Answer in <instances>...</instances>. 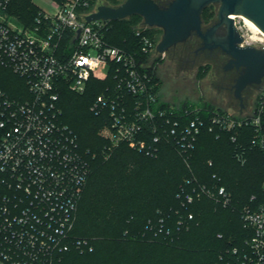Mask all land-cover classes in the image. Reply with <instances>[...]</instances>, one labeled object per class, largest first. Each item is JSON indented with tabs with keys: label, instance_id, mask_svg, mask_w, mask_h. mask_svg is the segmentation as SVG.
Here are the masks:
<instances>
[{
	"label": "built area",
	"instance_id": "1",
	"mask_svg": "<svg viewBox=\"0 0 264 264\" xmlns=\"http://www.w3.org/2000/svg\"><path fill=\"white\" fill-rule=\"evenodd\" d=\"M49 1L53 10L36 5L33 17L23 21L14 13L18 0H0V64L21 79L16 93L0 86V264H55L73 248L93 249L74 229L97 153L84 150L75 129L62 120L66 87L83 94L94 77L115 73L116 83L91 105L96 114L110 113L111 123L100 131L108 142L105 157L121 143L156 157L161 142L168 141L187 160L206 127L231 132L236 141L239 128L252 126L253 145L264 151V79L255 105H245L239 114L216 109L205 115L200 106L179 114L174 105L162 107L152 71L138 56V51L158 52L159 42L143 31L151 26H136L139 50H128L107 40L112 20H87L111 0ZM241 33L243 45L264 48V34ZM186 183L179 194L183 203L202 196L224 206L233 203L232 193L218 181L207 185L190 178ZM241 216L253 230L242 264H264V200L243 207Z\"/></svg>",
	"mask_w": 264,
	"mask_h": 264
},
{
	"label": "trees",
	"instance_id": "2",
	"mask_svg": "<svg viewBox=\"0 0 264 264\" xmlns=\"http://www.w3.org/2000/svg\"><path fill=\"white\" fill-rule=\"evenodd\" d=\"M18 1L14 13L19 19L29 21L37 12L36 5L32 0ZM156 1L165 5L170 0ZM110 3L118 5L120 2L111 0ZM139 24H144V19L138 14L112 20L106 38L114 45L138 51L140 38L136 34V26ZM143 31L157 42L163 34V30L156 26L146 27ZM138 56L140 60H146L150 55L138 51ZM153 77L158 89L159 78L155 74ZM20 81L11 69L0 64L1 87L11 94L16 93ZM115 83V73L111 71L105 79L94 77L85 93L78 94L66 87L61 97L62 120L75 129L84 150L97 153L92 160L91 176L96 164L105 161L102 151L108 142L100 135V130L111 123L109 112L96 114L91 105L98 94ZM159 99L162 107L171 105L162 99L160 93ZM190 106L202 107L205 115L216 109L224 111L220 107L196 103L175 106V109L181 114ZM80 118H84V122ZM235 133L237 140L233 141L231 132L204 128L187 159L190 167L185 162V155L171 142L162 141L156 157L121 143L112 155L127 149L152 161L173 156L175 163L181 161L184 174L175 183L168 198L156 203L152 199L161 196L162 190L158 189L162 185L160 182L155 178L153 182H146L149 185L146 188L148 194L142 195L143 189L137 177L140 170L132 168V182L124 170L118 171L112 188L92 195L87 207L80 210L90 176L79 205L74 234L88 240L87 245H92L93 249L82 252L79 247L73 248L55 264H242L244 255L251 250L247 240L253 235V230L244 225L241 210L246 205L255 206L264 200V151L253 145L255 133L252 126L239 128ZM238 152L243 159L239 158ZM226 159L231 162V168L227 167ZM123 167L127 169L128 163ZM190 178H196L201 184L212 185L218 181L225 185L232 193V205L224 206L208 196L183 203L179 194ZM253 195L256 198L252 200ZM148 196L151 201L145 206H132V203ZM190 213L193 219L188 218ZM181 220L184 224L180 223Z\"/></svg>",
	"mask_w": 264,
	"mask_h": 264
},
{
	"label": "rangeland",
	"instance_id": "3",
	"mask_svg": "<svg viewBox=\"0 0 264 264\" xmlns=\"http://www.w3.org/2000/svg\"><path fill=\"white\" fill-rule=\"evenodd\" d=\"M123 1L124 0H119L120 3ZM32 2L38 7L46 10H53L54 8L53 3L49 0H32ZM218 9L219 2L207 6L203 14L204 27L209 26L212 21L217 19ZM235 22L239 30L244 33L247 32L251 34L255 31L246 24L242 16L237 17ZM186 51L185 44H179L177 49L168 50L164 53L156 52L148 56L146 60L144 58L142 60L143 65L159 78L158 92L162 99L174 106L181 107L185 104L189 105L196 103L208 107H220L229 112L239 114L241 111L240 102L234 96L233 90L228 87L227 82L222 81V68L204 54L200 55L196 62H193L192 59H188ZM193 57L194 55H191V58ZM107 69L108 68L104 65L101 66L102 71H107ZM244 96V104L247 108L255 105L257 92L247 89L244 90ZM80 119L84 122V118ZM111 155L108 157L104 156L105 161H100L96 164L95 170L89 180V186H87L80 210L81 208L84 209L87 207V203L92 195L112 188L111 184L118 171L124 170L129 176V181L132 182V168L139 169L140 173H137V177L139 186L143 189L142 195L148 194L146 188L149 187V185L147 186L146 182H153V178H155L157 182H160L162 185H160L158 189L162 190L161 196L159 195L155 200L152 199L156 203L168 198L175 183L180 179L181 175L184 174L181 161L180 163H175L172 161L173 156L152 161L145 157H140V155L132 153L127 149H123L119 153L112 155V157ZM185 162L187 166L190 167L186 159ZM227 162V167L231 168V162L229 160H227ZM125 163H128L127 169L123 167ZM153 196L155 195L153 194ZM148 201H151L149 196L142 200H137L132 203V206H145Z\"/></svg>",
	"mask_w": 264,
	"mask_h": 264
},
{
	"label": "water",
	"instance_id": "4",
	"mask_svg": "<svg viewBox=\"0 0 264 264\" xmlns=\"http://www.w3.org/2000/svg\"><path fill=\"white\" fill-rule=\"evenodd\" d=\"M218 2L216 22L204 27V9ZM133 14L142 16L146 25L163 30L162 38L157 44L160 53L197 35L202 41L200 49L220 48L228 54L230 60L224 68L240 69L233 88L241 108L245 106L243 91L248 85L261 83L262 89L264 48L242 44L244 36L232 14L247 16L264 32V0H170L165 5L156 0H124L118 5L99 4L97 10L86 17L89 21L121 20ZM221 26L226 30L223 34L218 33Z\"/></svg>",
	"mask_w": 264,
	"mask_h": 264
},
{
	"label": "flooded vegetation",
	"instance_id": "5",
	"mask_svg": "<svg viewBox=\"0 0 264 264\" xmlns=\"http://www.w3.org/2000/svg\"><path fill=\"white\" fill-rule=\"evenodd\" d=\"M217 20V19H216ZM216 20L212 21V24L216 22ZM209 25V26H210ZM225 27L221 26L218 29L219 34H223L225 32ZM179 44H185V49L187 50V56L188 59L193 62H196L198 57L202 54L206 55L210 60H212L215 64L219 65L222 68L223 74H222V81H226L228 84V87L233 90L234 88L233 85L235 83V79L238 75H240V69L237 68H232L229 70H226L224 66L226 63L230 60V56L223 52L220 48H214V49H200L202 45L201 39L197 35H192L190 38H188L185 42H181ZM175 45L171 47L169 50L177 49L178 45ZM191 55H194L193 58H191ZM261 84V83H260ZM260 84H251L248 85L245 90L250 89L252 91L257 92L260 89ZM235 96V95H234ZM243 96H244V91H243ZM237 98V97H236ZM238 99V98H237ZM245 99V96H244ZM239 100V99H238ZM240 102V100H239Z\"/></svg>",
	"mask_w": 264,
	"mask_h": 264
},
{
	"label": "bare ground",
	"instance_id": "6",
	"mask_svg": "<svg viewBox=\"0 0 264 264\" xmlns=\"http://www.w3.org/2000/svg\"><path fill=\"white\" fill-rule=\"evenodd\" d=\"M232 16L234 17V19H237V17L242 16V18H244L246 24L249 27L253 28L255 31H258L259 33L264 34V32L261 31V29L252 20H250L247 16H244L241 14H232Z\"/></svg>",
	"mask_w": 264,
	"mask_h": 264
}]
</instances>
